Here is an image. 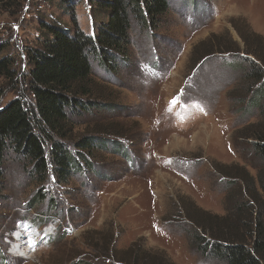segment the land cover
<instances>
[{
  "label": "rangeland",
  "instance_id": "1",
  "mask_svg": "<svg viewBox=\"0 0 264 264\" xmlns=\"http://www.w3.org/2000/svg\"><path fill=\"white\" fill-rule=\"evenodd\" d=\"M93 2L0 1V58L16 73L14 81L0 75V109L17 98L31 101L27 53L41 41L42 24L94 35ZM169 2L158 29L133 22L130 61L109 74L92 60L101 102L115 111L73 119L79 138L112 141L119 137L106 133L123 130L128 154L99 151L93 169L72 171L66 181L50 166L43 183L32 164L7 156L0 264H150L148 256L225 264L202 252L195 234L226 215L229 184L240 183L243 169L255 179L264 169L253 146L264 126L250 105L241 37L264 50V0ZM39 194L44 201L35 204Z\"/></svg>",
  "mask_w": 264,
  "mask_h": 264
},
{
  "label": "trees",
  "instance_id": "2",
  "mask_svg": "<svg viewBox=\"0 0 264 264\" xmlns=\"http://www.w3.org/2000/svg\"><path fill=\"white\" fill-rule=\"evenodd\" d=\"M93 1L97 26L94 35L76 27L72 32L57 22L43 23L41 41L27 53L26 85L31 101L17 98L0 109V192L3 166L9 154L32 164V174L38 177L39 183L46 180L50 166L60 181H66L72 171L93 169L90 159L99 151L121 157L128 154L126 144L120 141L126 137L123 130L106 133L119 137L112 141L102 135L79 138L78 124L73 119L94 110L115 111L112 104L101 102L104 93L94 77L92 60L96 59L109 74L116 70L117 64L130 61L133 22L143 29H158L170 9V2ZM241 37L247 45L244 61L249 64L245 78L248 87H252L250 105L260 111L257 124L264 126V50L252 48L247 38ZM0 75L9 81L16 78L14 66L7 58H0ZM254 133V151L264 162V129ZM242 171L240 183L229 184L233 189L229 195L232 203L226 215L215 216L216 222L202 225L199 228L202 235L195 234V237L202 252L225 264H264V169L256 179L245 169ZM44 197L39 194L34 203H42ZM148 257L145 261L150 264H167Z\"/></svg>",
  "mask_w": 264,
  "mask_h": 264
}]
</instances>
